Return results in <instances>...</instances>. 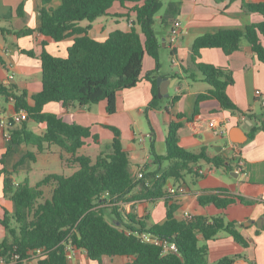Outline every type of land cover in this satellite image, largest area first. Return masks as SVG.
Masks as SVG:
<instances>
[{
	"label": "crops",
	"instance_id": "obj_1",
	"mask_svg": "<svg viewBox=\"0 0 264 264\" xmlns=\"http://www.w3.org/2000/svg\"><path fill=\"white\" fill-rule=\"evenodd\" d=\"M260 2L264 0H182L185 6L182 5L173 16L169 15L165 24L163 20L161 21V29L154 33L160 44L159 69L154 76L169 82L167 97L160 98L158 109L148 108L152 99V85L146 79V75L155 71V62L147 54L143 57L137 85L117 92L116 112L113 115L106 112L105 101L69 108H63L59 103L44 105V113L54 114L66 123L90 129L91 135L97 140L94 141L92 137L85 140L78 154L93 160L112 141V134L106 127L118 128L123 149L129 156V172L135 180H143L146 187H150L153 183L149 174L159 167L163 170L168 164L162 162L158 166L153 162L151 146L157 155H165L168 125L171 121H177V114L183 115V118L178 120L181 123L177 133L179 146L190 153H199L204 149L210 158L220 156L229 168H216L212 164L200 161L181 181L168 180L163 188L165 196L159 200L119 201L114 204L118 208L116 212L110 208L112 204L106 202L99 205L100 208H106V219L116 227H124L128 214L143 219L147 226L162 224L165 220L166 204L174 201L177 205L174 213L176 220H184L186 214L203 217L208 221L222 217L225 221L236 223L237 230L248 242V247L245 248L224 232L210 241H205L202 235L198 234V246L207 247L208 264H215L221 258L231 256L240 257L237 260L238 264H264V228L262 229L264 226V130L259 129L251 134L252 127H259L258 121H264V106L261 105L264 99V63L257 60L245 38H241L239 49L229 56H226L221 49L213 48L202 49L195 62L191 58V46L196 38L223 30L244 32L247 26L260 23L263 19L259 14L248 13L242 8L244 3ZM58 6V0H51L46 5L42 0H0V83L6 89H15L17 95L21 92L27 93L26 102L30 106L31 96L42 89L40 63L42 45L46 44L45 50L49 54L65 57L67 49L73 43L72 38L55 43L51 38L37 32L41 25V9L43 7L55 9ZM127 12L118 3L114 4L107 15L97 18L91 24L89 36L103 41L115 30L129 32L134 17L128 20L125 16ZM122 20L126 21V29H121ZM175 22L179 23L177 28L179 37L174 44H170L169 33L174 30ZM87 24L86 21L79 23L81 27ZM26 30L31 33L21 34ZM261 42L264 46V38ZM25 52H32L33 55L29 56ZM166 54L169 63L166 62ZM198 63L228 70L233 84L227 87L226 94L240 112L223 110L217 100L208 98L198 103L197 113L194 114L197 97L206 94L210 89L195 66ZM256 91L260 92V96L255 95ZM175 97L179 99L173 102ZM258 106L261 108L260 111L257 110ZM247 112L259 116L258 120H250L246 116ZM16 113L14 101L11 102L9 98L0 96L1 116L9 118ZM211 122H214V128L209 126ZM19 124H15L14 127H18ZM26 125L36 134L45 132L44 124L27 120ZM215 130L218 134L214 133ZM9 133V129L0 128V159L5 156L3 167L11 172V179L15 185L21 183L16 181L19 176L22 177V182L27 179L31 186L49 174L64 176L49 170V167L58 163L61 168H65L60 159L59 148L45 146L41 152H38L32 146L11 147ZM146 136L150 143L149 148L146 146V139L143 143L139 142L141 137ZM27 153L33 154L34 162L24 159ZM238 159L243 161L242 170L239 172ZM20 160L22 164L14 171ZM69 170L70 176L76 168ZM199 170L205 174L199 175L197 173ZM37 171L39 172L37 177L40 178H33ZM138 174L142 177L138 178ZM143 187L144 185L139 184L132 194H139ZM169 188L176 189L177 193L169 194ZM2 190L3 181L0 177V221L5 211L13 212V203L3 196ZM44 191L45 197L49 198L50 189L46 188ZM206 196L231 198L233 202L225 209H219L212 204L201 205L199 198ZM260 219H262L261 227L257 225ZM5 240H8L7 233L0 224V243ZM131 260L132 258L125 256L103 257L99 263L90 260L85 250L67 246V264H127ZM33 264H39V260L33 261Z\"/></svg>",
	"mask_w": 264,
	"mask_h": 264
},
{
	"label": "trees",
	"instance_id": "obj_2",
	"mask_svg": "<svg viewBox=\"0 0 264 264\" xmlns=\"http://www.w3.org/2000/svg\"><path fill=\"white\" fill-rule=\"evenodd\" d=\"M46 5L51 0H42ZM55 9L40 11L41 25L37 32L49 37L55 43L73 39L65 57L49 54L42 45L40 55L42 89L32 95V105L26 102L27 93L15 94V89H6L0 83V96L12 97L16 112L24 110L27 120L36 124H44L45 132L36 134L27 128L26 121L18 127H12L9 138L12 146H32L41 152L44 147L55 146L61 150L60 159L65 168H76L68 176L49 174L34 186L25 179L14 184L11 172L4 166V155L0 159V177L3 181V196L13 203V212L5 211L0 221L7 233L8 240L0 243V257L14 248L25 258L30 251L44 249L46 254L39 264H67L66 246L72 245L86 251L90 260L101 262L103 257L125 256L132 258L127 264H208L206 261V245L198 246L197 235L205 241L214 240L221 232L228 234L242 247L248 242L237 230L234 222L225 221L222 217L208 221L203 217L190 220H176L174 213L177 205L174 201L166 204L165 220L162 224L147 226L143 219L133 214L127 215V223L123 228L110 223L105 216V209L99 205L106 202L117 211L115 203L122 201L159 200L165 196L163 188L168 180L181 181L192 172V167L200 161L212 164L216 168L227 166L220 156L208 157L204 149L199 153H190L178 144L177 133L181 128L182 114L176 115L177 121H171L165 140L166 153L159 156L151 146L153 162L160 166L167 162L166 168L160 167L149 176L153 179L150 187L143 180H135L129 172V156L123 149L121 133L116 127H106L112 134L110 145L94 160L78 151L85 140L93 138L87 127L70 124L54 114L44 113L43 107L48 103H59L63 108L72 106H88L101 101L106 102V112H116V94L121 90L135 87L140 80L142 61L145 54L155 62V71L149 72L146 79L152 85V99L148 106L158 109L160 99L156 92L155 72L159 69L160 44L153 31L154 18L162 7L161 0H58ZM118 3L127 10L126 18L132 16L133 25L129 32L115 30L103 41L91 38L88 31L91 24L99 17L105 16ZM131 5V7H127ZM248 13L259 14L262 21L238 30H223L214 34H205L196 38L191 46V58L195 62L202 49H221L229 56L239 49L241 38H245L257 60L264 63V2L243 4ZM21 9V6L19 7ZM19 11V10H18ZM177 7L171 6V14ZM86 21L85 27L79 25ZM166 23V20H163ZM26 30L21 34L27 35ZM32 56V52H25ZM202 79L210 89L199 95L195 103L213 98L223 110L240 112L226 94L233 79L228 70L206 64H195ZM194 78V77H192ZM175 97L173 102L178 100ZM250 120H258L259 116L249 112ZM256 130H264V121L259 120ZM252 136V135H251ZM24 159L32 162L35 158L27 153ZM22 164L20 160L14 171ZM144 185L139 194H132L138 185ZM50 189L49 198L45 197V189ZM132 194V195H130ZM130 195V196H129ZM129 196V197H127ZM233 202L231 198L206 196L199 198V203L212 204L225 209ZM264 218V214H263ZM264 226L262 227V229ZM156 235L173 242L175 254H163L156 246L140 239L141 234ZM239 256L223 257L215 264H238Z\"/></svg>",
	"mask_w": 264,
	"mask_h": 264
},
{
	"label": "built area",
	"instance_id": "obj_3",
	"mask_svg": "<svg viewBox=\"0 0 264 264\" xmlns=\"http://www.w3.org/2000/svg\"><path fill=\"white\" fill-rule=\"evenodd\" d=\"M179 27V23H174V30L169 33V42L170 44H174L178 37L179 33L177 28ZM172 63L174 64V59L172 60ZM9 79H12V77H9ZM256 96H260V92L256 91ZM9 101L13 102L14 99L12 97L9 98ZM261 105L264 106V99L261 101ZM27 114L24 110L18 111L14 116L12 117H2L0 114V128L2 129H11L15 126L17 123H21L22 121L27 120ZM211 128L215 127L214 122H211L209 124ZM215 134H218V131H214ZM146 137H141L139 139L140 143H143L145 141ZM243 166V161L241 159L237 160V171H241ZM199 175H204L205 173L203 171H197ZM142 175L138 174V178H141ZM168 193L171 195H175L177 193V190L174 188H169ZM184 220H190L193 218L192 215L186 214L184 215ZM140 239L148 244H151L153 246H156L162 250L163 254H175L176 253V246L173 242L169 241L168 239L156 236V235H150V234H141ZM69 246H72L68 244ZM67 245V246H68ZM67 246H66V258H67ZM46 254V251L44 249H36L34 251H30L28 255L25 258H22L21 255L16 251L14 248L12 251L7 252L6 255L0 257V264H33V261L39 260Z\"/></svg>",
	"mask_w": 264,
	"mask_h": 264
},
{
	"label": "rangeland",
	"instance_id": "obj_4",
	"mask_svg": "<svg viewBox=\"0 0 264 264\" xmlns=\"http://www.w3.org/2000/svg\"><path fill=\"white\" fill-rule=\"evenodd\" d=\"M162 1V7L161 9L159 10V12L155 15V18H154V25H153V31L154 33H157L158 30L161 29V21L162 20H166L167 17L170 15V16H173L174 14H171V6L173 4L176 5L177 7V11L181 9L182 5V0H161ZM186 3V2H185ZM185 6V5H184ZM127 28V24H126V21L125 20H122L121 21V29H126ZM166 62L169 63V57L167 56L166 54ZM257 110L260 111L261 108L258 106L257 107ZM143 120L145 121V118L143 117ZM145 125L148 129V125L146 124L145 122ZM142 135H144V133H141ZM141 135H138V137H140ZM146 146L147 148L150 147V143L148 142V140L146 139ZM49 170H51V172H56V173H59V174H64V176H69V172L70 170L67 169V168H61L59 163L57 165H52L51 167H49ZM39 174V172L37 171L34 175L33 178L37 177V175ZM37 178H40V177H37ZM16 181L17 182H22V177L19 176L18 178H16Z\"/></svg>",
	"mask_w": 264,
	"mask_h": 264
},
{
	"label": "water",
	"instance_id": "obj_5",
	"mask_svg": "<svg viewBox=\"0 0 264 264\" xmlns=\"http://www.w3.org/2000/svg\"><path fill=\"white\" fill-rule=\"evenodd\" d=\"M169 81H167L166 79H163V78H160V77H157L156 78V85H157V97L160 99V98H163V97H167V83ZM261 224H262V219H260L258 222H257V225L259 227H261Z\"/></svg>",
	"mask_w": 264,
	"mask_h": 264
}]
</instances>
